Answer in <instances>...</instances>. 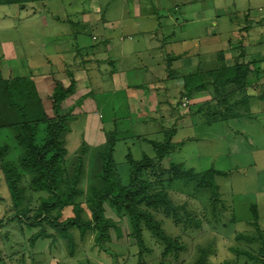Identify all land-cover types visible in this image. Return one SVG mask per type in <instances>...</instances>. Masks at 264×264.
Masks as SVG:
<instances>
[{"label": "rangeland", "instance_id": "rangeland-1", "mask_svg": "<svg viewBox=\"0 0 264 264\" xmlns=\"http://www.w3.org/2000/svg\"><path fill=\"white\" fill-rule=\"evenodd\" d=\"M137 2L142 4V9L155 8L159 12L163 23H168L163 27V33L176 32L178 50L200 54L205 59V67L209 61L214 67L216 53L221 50L229 53L230 58L227 60L230 65L252 58L256 62L253 67L260 69L261 74L259 78L252 74L250 84H264V80L260 81L264 79V0H44L30 2L23 7L0 5L1 73L11 80L18 76L33 79L40 89L43 82L51 78L46 75H54L68 86L74 79L70 69L85 66L82 62L85 57L76 56L71 48L76 43L75 35L82 37L81 44H92L94 41L90 36L97 35L94 24L103 25L104 13L105 19L115 25H118V20H122L124 25L131 24V21L137 22L134 17ZM143 16L145 13H141L138 19L145 21ZM171 17L176 21H172ZM175 22L177 24L174 26ZM132 26L135 27L134 23ZM126 30L131 32L129 28ZM161 31L162 27L159 33ZM67 46L74 52L73 55L66 54ZM60 48H63L65 60H54ZM51 64H56L54 69L50 67ZM186 66L177 68L186 74L195 69L188 64ZM39 74H42L43 79L38 78L37 81L34 77ZM108 89L106 94L95 87L88 94H76L75 88L65 100L66 106L72 107L71 114L74 117L68 123L69 131L65 136L68 149L65 167L72 185L80 192L74 197L75 200L60 210L59 221L76 215L74 201L81 205V217L92 219L90 206L95 198L94 190L104 188L101 178L103 160L98 158L97 153L100 151L97 149L102 146L100 150L104 151L108 133L115 129L120 134L114 160L120 180L124 183L129 181V173L134 169L132 166L128 170L126 164L125 156L129 150L137 161L142 159L143 154L153 159V168L139 175L142 179L147 173L152 180L160 181V169H167L173 163L182 164L186 169L193 168L196 172L211 168L226 172L225 175L215 176L213 180L218 187L217 196L210 189L197 187L196 181L176 180L171 184L164 181L156 187V190H167L170 199L179 207L180 218L188 224L181 225L172 217L157 213L156 218L160 219L165 230L181 240L183 249L177 257L172 253L163 255L161 245L145 232L152 250L145 255L143 264H198L200 260H203L201 264H258L261 259L264 260L260 250L264 240L258 239L261 232L264 236V114L260 113L264 101L253 99V113L259 114L255 120L239 119L205 125L199 115L196 119L188 112L182 115L186 107L181 103L179 93L175 92L169 107L185 119L191 117L190 123L193 124L175 137L180 141L174 142V151L157 160L151 144L130 137L131 126L136 131L141 127L133 124L134 120L131 121L133 116L129 113L124 95H115ZM262 89L257 90V93L260 94ZM87 101L100 105L98 114L104 127L98 126L93 132L102 135L104 141L98 145L88 143L90 139L87 137L86 125L95 123L86 119L89 115ZM114 117L118 118V128L113 127ZM175 121L171 128L163 131V136L153 138L165 144L171 141L169 131L175 133L177 130L174 125L180 122L187 125L189 122ZM239 130L242 137L254 141L255 146H251L249 152L229 155V142L233 138H241L236 137ZM16 131L13 128H0V146H9L5 160L12 166H18L22 176L19 186L24 191L21 208L30 209L29 215H32L41 201L49 198L46 197L47 192L34 189L31 185L34 175L19 166L24 148L17 142ZM77 171L79 175L77 182H74ZM162 179H167V176ZM63 189L66 191L68 187L64 186ZM254 204L257 205V222L253 220ZM103 208L105 217L115 224L108 227L110 236L104 243L107 250L103 249L104 246H98L94 239L96 230L91 229L82 237L80 228L69 226L73 242L69 243L50 224L30 226L27 218H17V209L12 204L9 188L0 169V264H138V248L131 234L129 217L118 216L108 203L104 202ZM53 214L56 215L57 211ZM189 220L194 221L189 223ZM257 228L261 229L260 233ZM41 230L49 236H39L33 240V236ZM245 252L252 256L260 255L261 259L254 260Z\"/></svg>", "mask_w": 264, "mask_h": 264}, {"label": "trees", "instance_id": "trees-1", "mask_svg": "<svg viewBox=\"0 0 264 264\" xmlns=\"http://www.w3.org/2000/svg\"><path fill=\"white\" fill-rule=\"evenodd\" d=\"M36 1L44 0H0V5L15 4L23 7L27 3ZM216 55V61L219 63L217 66L185 75L181 93V98L185 99L184 97L191 98L195 92L212 90L211 100L190 106L195 108L192 109V113L201 116L202 121L208 125L241 116L239 107L249 108L252 98L263 97L262 94L254 95L248 91L250 76L254 74L259 78L258 75L261 74L259 73L260 69L253 67L256 64L255 61H236L232 65H226L224 63L225 51L221 50ZM179 56L170 54L168 60L172 61ZM35 79L38 81V77ZM43 83L40 89L39 84L36 85L33 79L24 76H18L12 80L7 79L0 70V128L17 130L15 137L18 144L24 148V152L19 158V166L34 175L31 185L36 191L47 192L46 197L49 198L41 201L32 215H29L30 209L21 208L24 191L20 188L19 183L22 176L18 166H12L5 160L9 146L6 144L0 146V169L3 171L9 188L12 204L17 209V218H27L30 226L50 224L58 233L64 235L69 243H73L68 230L69 226L80 228L82 237L88 229L96 230L95 242L98 246L103 247L110 236L108 227L115 226L114 222L104 215L103 204L105 202L118 216L129 217L131 234L138 248V264H143L145 255H148L152 250L145 232L151 235L153 241L155 240L161 245L163 255L172 253L177 257L183 249V244L177 236L175 237L165 230L156 215L161 212L165 217H172L177 223L184 226L188 222L180 218L179 207L170 199L167 190L165 188L156 190V187L163 184L164 181L167 184L176 180L196 181L197 187L210 189L212 194L217 196L218 187L213 180L215 176L225 175L226 172L214 168L196 172L193 168L186 169L182 164L173 163L167 169H160L158 174L160 181L152 180L147 173L142 179L139 175L149 170L150 167L153 168V159L147 154H143L142 159L137 161L132 151L129 150L125 156L126 164L128 170L132 166L134 169L129 173V181L124 183L120 180L114 160L115 147L120 134L118 130L114 129L108 133L106 144L103 145L104 151L100 150L102 146L97 149L100 151L97 153L98 158L103 160L101 178L104 181V188L94 190L95 198L90 206L92 219H83L80 215L81 205L74 201L76 215L59 221L60 210L75 200L74 197L80 192L72 185L65 167V159L68 154L65 136L69 131L68 123L73 118L71 109L66 106L65 100L69 94L74 92L76 81L72 79L71 83L66 86L61 80L53 77ZM184 102L187 106V101ZM169 134L172 138L175 133L171 130ZM136 138L143 139L153 146L157 160L169 156L170 152L176 148L175 143L171 141L164 144L161 141L140 135ZM78 175L79 171L75 173L74 182H77ZM165 176L167 179L163 180L162 177ZM64 186L68 187L66 191L63 189ZM252 209L253 220L257 222V205L254 204ZM56 211L57 214L54 215L53 212ZM193 221L189 220V223ZM257 230L259 233L261 232L260 228ZM39 236L48 237L49 235L41 230L32 239L35 240ZM258 239L264 240L262 232L258 235ZM106 248L103 247L107 250ZM260 250L264 254V241ZM245 253L254 260L260 258V255L252 256L248 252ZM202 262L203 260H200L198 264ZM258 264H264V260L261 259Z\"/></svg>", "mask_w": 264, "mask_h": 264}, {"label": "crops", "instance_id": "crops-1", "mask_svg": "<svg viewBox=\"0 0 264 264\" xmlns=\"http://www.w3.org/2000/svg\"><path fill=\"white\" fill-rule=\"evenodd\" d=\"M142 7V4L137 2L134 10V17L137 22L131 21V24L127 25H124L122 20L116 21L118 25L107 21L105 19L106 14L104 13L103 25L98 23L94 24V27H97V35L92 34L90 36V39L94 42L89 44V46L81 44L83 43L82 37L79 36L78 38V36L75 35L74 39H76L74 41H76V43L71 48L76 53V56L85 57L82 60L85 66H78L77 68L70 69L76 81L75 91L76 94H88L89 91L92 92L93 87H95L98 88L99 91L103 90V92L106 94L107 88L109 87L108 90H110L113 94H123L129 108V113L133 116L131 121L133 122L134 120L135 123L133 124H138L141 127L140 129L136 128V131L131 126L133 129L131 127L129 128L131 131L130 137L136 138L140 135L142 137H147L158 141L159 139L153 137L163 136V131L168 127L171 128L176 122V119L183 122H185V120H189L187 125L180 122V124L173 126L177 130L172 136L171 141H180L175 139V137L179 135V133L181 134V131L185 130V127H189L193 124V122L190 123L191 117H187L185 119V117H182V115H185L186 112H188L192 118L196 119L197 115L192 113V109L194 110L195 108H191L190 106L211 100L212 90H202L195 92L191 98H181V103L187 101V106H185L186 110L181 116L177 115L169 107L171 105V99H173L172 96L175 92L179 93L181 96V93L183 92L185 75L198 70H207L213 68L211 67L212 61H209L205 67V59H202L200 54H190V50H178L176 48V32H173L172 34L163 33V27L168 25V23H163V20L159 18V12H157L155 8L142 9ZM141 13L142 15L145 13V16H143V19H146L145 21L138 19L141 17ZM122 15L124 14L122 13ZM171 20L176 21V19L173 17H171ZM151 22H154L155 24H151ZM133 23L135 27L132 26ZM175 24H177V22H175L173 25L175 26ZM161 27L162 31L159 33ZM127 28L131 29V32H127ZM136 35L137 39H135ZM126 36H128V38H126ZM183 42L185 43L184 40ZM68 47L69 46L66 47L68 50L66 54L70 53L73 55L74 52L70 48L68 49ZM87 50H89V52ZM62 51L63 48L57 50L54 55V60L62 61L64 59V53H62ZM170 54L180 56L178 58H174L172 61H168ZM225 54L226 59L224 60V63L226 65H230L228 63V58H230L228 55L229 53L226 52ZM243 59L245 60L246 58H242V60ZM251 59L252 58L249 60L247 59L248 61H246H253ZM186 64L192 66L191 68L195 67V69L192 72L186 74L182 73L181 70L177 68V66L183 68L188 67ZM217 64L219 63L215 61L213 64L214 67L217 66ZM54 65L56 64H51L50 67H53L54 69ZM65 67L67 66L65 65ZM49 70H51V68H49ZM30 72L31 71H29V73ZM46 76L56 78L54 75ZM36 77L43 79L42 74H39L34 78ZM261 80L264 79H260V81ZM250 83L251 81L249 80V93L254 95L262 94L263 97L252 98L249 108H245V106L238 108V110L241 112V116L233 117L229 120H255L257 117H259V114L253 113L252 103L254 102L253 99H260L264 101V84L258 83V85H254L256 83ZM260 84L262 86H260ZM262 87V92L260 94L257 93V90ZM72 96H75V94ZM103 103H105L104 100ZM99 106V104H92L91 101H87L86 103V107L89 112V115L86 119L95 123L93 125H86L87 137L90 139L88 143L93 145L101 144L104 141L102 135L93 132L98 126L104 127L103 122L101 121V115L98 114L100 110ZM68 108L71 109L72 107ZM260 113L264 114V108L260 109ZM117 120V117L112 119L113 127L118 128L116 124ZM204 124L208 125L206 123ZM186 135L190 136L188 134ZM242 136L243 135L239 130L237 131L236 137L241 138H233L234 140L231 141L228 140L230 141V151H228L229 155L232 153L240 154L249 152V150H251L250 147L255 146L254 141L249 139L247 141V139H244Z\"/></svg>", "mask_w": 264, "mask_h": 264}, {"label": "built area", "instance_id": "built-area-1", "mask_svg": "<svg viewBox=\"0 0 264 264\" xmlns=\"http://www.w3.org/2000/svg\"><path fill=\"white\" fill-rule=\"evenodd\" d=\"M183 105H186V102H184Z\"/></svg>", "mask_w": 264, "mask_h": 264}, {"label": "clouds", "instance_id": "clouds-1", "mask_svg": "<svg viewBox=\"0 0 264 264\" xmlns=\"http://www.w3.org/2000/svg\"><path fill=\"white\" fill-rule=\"evenodd\" d=\"M184 103V102H183ZM184 106H186V105H184Z\"/></svg>", "mask_w": 264, "mask_h": 264}]
</instances>
